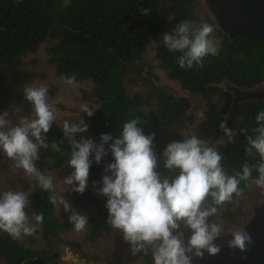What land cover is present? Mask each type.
<instances>
[{"label": "trees", "instance_id": "1", "mask_svg": "<svg viewBox=\"0 0 264 264\" xmlns=\"http://www.w3.org/2000/svg\"><path fill=\"white\" fill-rule=\"evenodd\" d=\"M164 6L167 15L163 13ZM203 8L198 0H68L67 3L65 0H0V108L5 105L8 91L13 93L19 106H26L24 89L34 73L24 66V58L38 52L44 44H48V62L57 76L67 79L75 75V82L91 83V89L86 90L84 96L96 101L99 107L93 109L92 116H86L87 131L97 145L101 143V134H110L113 140L104 145L108 154L99 163L95 161V153L91 157L88 180L98 186L88 184L83 194L70 187L64 198L74 211L83 215L92 212L84 242L93 243L105 233L120 234L128 247L126 260L131 263L154 264L153 248L146 246L147 255L143 250L132 254V245L124 239L123 231L108 224V197L99 191L103 187V176L111 174L105 171L107 165L114 162L110 146L125 122L139 117L141 121L137 126L144 134H155L156 171L162 180L179 174V169L165 167L167 145L193 135L221 153L222 167L229 176L239 178L245 163L257 165L261 162L255 149L251 155L247 152L250 147L247 137L258 135L253 129L258 127L256 115L264 110V100L244 102L227 117L232 98L219 85L224 80L243 88L264 83L263 41L246 36L230 41L209 15L201 13L200 22L212 25L219 37V54L205 57L203 67L181 68L180 52H170L164 42L156 46L154 57L159 60L160 67L183 89L200 96L206 104L198 123L190 111L189 98L175 95L168 85L149 80L154 69L145 60L150 39L165 33L175 35L173 29L179 23L195 20ZM142 9L151 11L141 14ZM153 78L158 79L155 75ZM138 82L145 83L144 90L132 91L129 84L138 85ZM220 95L224 97L220 99ZM225 121L233 130L232 140L220 127ZM191 126L193 133L189 132ZM43 135L49 147H40L39 159L35 162L47 164L52 169L66 166L72 148L63 128L54 121L49 132ZM74 138L82 139L79 134H74ZM53 141L60 145V152L52 150ZM258 177L253 167L252 177L240 182L243 193L233 194L231 201L222 205H216L209 196L202 208L216 207L217 212L209 216L207 222L223 225L240 216L241 197ZM51 197V192L41 186H36L28 195L29 223L36 224L33 212L44 216L34 235L14 240L0 230V264H68L57 251L56 240L84 253L83 242L62 238V234L74 226L69 220L72 213L66 212L63 205L57 212Z\"/></svg>", "mask_w": 264, "mask_h": 264}, {"label": "clouds", "instance_id": "2", "mask_svg": "<svg viewBox=\"0 0 264 264\" xmlns=\"http://www.w3.org/2000/svg\"><path fill=\"white\" fill-rule=\"evenodd\" d=\"M151 9H142L141 14H148ZM175 35L165 33L163 42L170 52H180L178 63L181 68L192 69L194 66L203 67L204 58L219 54L218 43L211 38L214 27L202 22L199 27L184 20L173 29ZM76 76L65 80L73 85ZM25 98L33 105L34 117L29 120L22 118L20 123L8 127L11 121L6 119L9 113L0 114V150L16 162L17 168H22L28 175L35 176L39 185L46 191L54 190L53 177L41 173L35 165L39 159V149H47L44 133H48L56 120V108L48 102V88L45 85L29 86L24 89ZM94 107H99L95 105ZM81 110L93 115L88 104L81 105ZM140 118L136 117L124 123L120 135L110 146L114 162L109 163L103 176L101 194L108 197V224L112 228L122 230L124 239L132 245V254L145 251L146 246H152L154 264H192L193 257L188 253L203 258L205 251L217 255L221 246L215 243L220 236L222 227L207 222V218L217 212L216 207L202 208L211 196L216 205L231 201L233 194L243 193L240 182L252 177L255 167L259 177L255 183L264 187V110L256 115L258 127L253 132L255 138L247 137L250 147L258 152L261 162L257 165H243L239 178L236 175H226L221 161V153L206 142L193 135L183 141H174L167 145L164 156L165 167L169 170L179 169V174L171 179L161 180L156 171L158 160L153 150L154 133L145 135L138 127ZM221 129L232 140L233 130L228 128L226 121L220 124ZM88 125L83 119L79 123L70 124L63 121V132L69 137L71 144V159L68 164L74 171L64 178L66 185L72 186V191L81 194L87 188L92 154L99 163L108 150L104 145L113 140L110 134H101V143L97 145L93 139L76 140L74 134L86 132ZM246 131V129H241ZM35 138V142L32 138ZM51 148L60 152V145L53 141ZM54 205H63L66 212H71L69 220L77 232L83 231L89 223L86 215L74 211L71 204L63 196L51 197ZM29 206L25 192L5 191L0 196V230L8 233L12 239H20L24 235H34L37 226L43 223V214L32 215L36 224L29 223L26 208ZM183 221L191 230V236L184 245L174 230ZM253 238L245 228L232 232V238L227 241L230 249L241 252L250 250ZM246 260L247 256L241 257Z\"/></svg>", "mask_w": 264, "mask_h": 264}, {"label": "rangeland", "instance_id": "3", "mask_svg": "<svg viewBox=\"0 0 264 264\" xmlns=\"http://www.w3.org/2000/svg\"><path fill=\"white\" fill-rule=\"evenodd\" d=\"M65 2L67 3L68 0H65ZM163 13L167 15L166 6L163 7ZM201 13L207 14V11L203 8L202 12H198L197 18L191 21L194 27L200 26L202 16ZM211 38L217 43L219 42V37L216 31L211 34ZM162 42L163 35L159 36L158 38L150 39L148 42L145 60L154 66V73L152 72L149 80L154 79L155 83L168 85L175 95L189 98L192 103V108L190 111L195 116V123H198L203 117L206 104L200 96L191 94L189 91L183 89L176 80L171 79L167 72L160 67L159 60H157L154 55L156 46ZM47 46L48 44L42 45L38 52L24 58V66L30 72L34 73V77L25 86V88L29 86H40L42 84L48 88V102L54 108H56L55 122L61 128H63L64 120H67L70 124H72L79 123L80 120L83 119L84 123L88 125L85 120L88 114L87 112L81 110V105L88 104V107L92 110L95 108L94 106L97 105L96 101L84 96V92L91 89V83L82 81L75 82L73 85L66 84V78L57 76L54 67L48 62ZM153 75L157 76L158 79L153 78ZM129 86L132 91H142L144 90L143 87L145 86V83L138 82V85L134 83L129 84ZM223 97V95L219 96L220 99ZM5 98L6 102L5 105L0 108V114H3L5 111H7L9 115L6 117V119L11 121V124L7 125L4 130H7L8 127L18 125L22 118L26 117L29 120L35 118L33 105L28 102L27 99L25 101L26 106H19L11 91L7 92ZM192 129L193 126H191L189 129L190 133H193ZM75 134H79L84 139H92V136L88 131L78 132ZM32 139L35 142V138L33 137ZM35 165L41 173L53 177L54 190L50 191L52 196L64 197L66 191L72 187L71 185H66L64 183V178L70 175L74 169L69 164L61 169H52L47 164L42 162H35ZM225 173L226 175H229L227 171H225ZM91 183L93 182L88 180V184ZM36 186H40L36 177L28 175L22 168H17L16 162L8 158L6 154L0 150V196H2L5 191H23L28 196ZM93 186H98V184L93 183ZM257 186L258 185L256 183L252 184L244 197L246 196V198H251L252 196H255L258 191ZM244 197L242 196L240 201L242 209L241 212H245V204L248 202V198L246 199ZM60 206L61 205H56L57 212H59ZM91 214L89 211L85 215L87 218H89V215ZM227 224L228 222L224 223L223 225L217 223V225H220L221 227L226 226ZM209 225H211V223H209ZM174 235H176L175 231ZM85 236L86 228L81 232H77L74 226L70 231L62 234V238L65 241L77 240L83 242V254L85 256L97 255L99 257L93 258L87 256L89 259L104 261L108 264H142L141 262L131 263L126 260L128 247L120 234L105 233L93 243L84 242ZM59 252L62 253L61 250ZM66 252L68 254L67 256L72 253L71 250H66ZM78 258L79 257L77 256L75 260H78ZM62 259L68 264H76L75 262H69L67 257H62Z\"/></svg>", "mask_w": 264, "mask_h": 264}, {"label": "water", "instance_id": "4", "mask_svg": "<svg viewBox=\"0 0 264 264\" xmlns=\"http://www.w3.org/2000/svg\"><path fill=\"white\" fill-rule=\"evenodd\" d=\"M198 1L216 26L229 37L230 41L239 36H246L264 42V0ZM219 86L229 92L232 98L227 117L238 105L244 102L264 100V83L251 88H243L231 81L224 80ZM257 189L255 196L247 197L245 212H241L240 216L233 222L222 227L220 236L215 240V243L221 246L220 253L213 256L205 251L203 258H200L195 256L193 251V253H188L193 257L192 264H264V187L257 186ZM178 223L180 227L174 231L187 246L192 230L183 221ZM241 228H245L253 238V244L249 246L250 250L247 252L230 249L227 246V241L232 238V232ZM55 245L57 251L61 250L62 257H67L69 262L108 264L104 261L87 258L80 251L73 250L65 242L56 240ZM66 250H71L72 253L67 256ZM77 256L79 258L75 260ZM243 256H247V259H241Z\"/></svg>", "mask_w": 264, "mask_h": 264}]
</instances>
